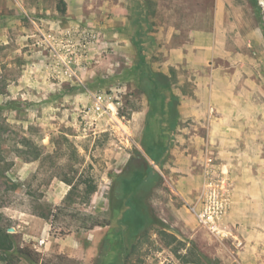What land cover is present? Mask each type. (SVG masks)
I'll list each match as a JSON object with an SVG mask.
<instances>
[{"label": "rangeland", "instance_id": "rangeland-1", "mask_svg": "<svg viewBox=\"0 0 264 264\" xmlns=\"http://www.w3.org/2000/svg\"><path fill=\"white\" fill-rule=\"evenodd\" d=\"M258 7L0 0V212L17 242L45 264H264ZM87 177L89 200L63 206Z\"/></svg>", "mask_w": 264, "mask_h": 264}, {"label": "trees", "instance_id": "trees-1", "mask_svg": "<svg viewBox=\"0 0 264 264\" xmlns=\"http://www.w3.org/2000/svg\"><path fill=\"white\" fill-rule=\"evenodd\" d=\"M61 3H64L63 1ZM258 12L262 21V28L264 31V13L261 12L260 8L258 7ZM138 55H142L140 45H138ZM162 149V148H161ZM145 151H147V154L149 157L153 158L154 154L152 152V149L145 146ZM1 161H4L2 158H0ZM145 158L143 154L140 151L136 152V157L132 158L130 163L127 164V170L129 172V175L127 176V179L132 178L133 176H137L140 173V162L143 161ZM5 168L0 166V175H4ZM157 175V173H156ZM70 189L66 193L64 199H63V206L74 201L75 195H82V200L88 201L91 194L94 193L97 189V184L89 177L87 178H79L77 180V183L71 184ZM83 184L82 188L79 189V185ZM61 207L58 206L52 211L51 213H36L40 217L50 219L53 221L56 216L60 213ZM59 211V212H58ZM152 219V218H151ZM105 225V223L100 222L98 220H92L90 226H86L85 222L83 221L82 226H79V228L87 229L92 228L94 226H102ZM8 225L5 223V219L3 214L0 212V264H18L19 258L27 259L35 264H45L43 263L41 254L38 250H36L34 247H32L31 244H28L24 240H20L19 243L17 242L16 235L12 234L8 231ZM78 229V228H77ZM140 243L139 238L135 240V243L132 245L134 246L136 244Z\"/></svg>", "mask_w": 264, "mask_h": 264}, {"label": "built area", "instance_id": "built-area-1", "mask_svg": "<svg viewBox=\"0 0 264 264\" xmlns=\"http://www.w3.org/2000/svg\"><path fill=\"white\" fill-rule=\"evenodd\" d=\"M104 100H107L106 97H104L102 94H96L94 96V103L92 105V110L96 113L102 112L104 110L103 102ZM109 102V100L107 101ZM44 239H38L37 244L41 245L43 244Z\"/></svg>", "mask_w": 264, "mask_h": 264}, {"label": "crops", "instance_id": "crops-1", "mask_svg": "<svg viewBox=\"0 0 264 264\" xmlns=\"http://www.w3.org/2000/svg\"><path fill=\"white\" fill-rule=\"evenodd\" d=\"M26 235L32 238L31 235H29V234H26ZM49 237H50V236H49V233L47 232L46 235H45V233H44L41 237H38L37 240H38V239H44V242H43L42 245H44V247L46 248V247H47V246H46V245H47V241H48V239H50ZM54 241H60V239H58V238H54ZM75 252L77 253L78 251L70 250V249H69V253H70L69 255H70V256H73V257H74L75 255H77V256L79 257V256L83 255V253H79V252H78V254H75Z\"/></svg>", "mask_w": 264, "mask_h": 264}, {"label": "water", "instance_id": "water-1", "mask_svg": "<svg viewBox=\"0 0 264 264\" xmlns=\"http://www.w3.org/2000/svg\"><path fill=\"white\" fill-rule=\"evenodd\" d=\"M11 228H8V230H10Z\"/></svg>", "mask_w": 264, "mask_h": 264}]
</instances>
